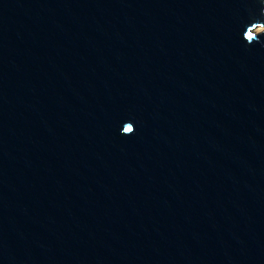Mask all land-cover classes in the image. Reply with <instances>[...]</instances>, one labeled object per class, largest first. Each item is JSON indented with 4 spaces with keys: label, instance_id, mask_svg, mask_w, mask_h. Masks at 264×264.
<instances>
[{
    "label": "water",
    "instance_id": "1",
    "mask_svg": "<svg viewBox=\"0 0 264 264\" xmlns=\"http://www.w3.org/2000/svg\"><path fill=\"white\" fill-rule=\"evenodd\" d=\"M264 0H0V264H264Z\"/></svg>",
    "mask_w": 264,
    "mask_h": 264
},
{
    "label": "bare ground",
    "instance_id": "2",
    "mask_svg": "<svg viewBox=\"0 0 264 264\" xmlns=\"http://www.w3.org/2000/svg\"><path fill=\"white\" fill-rule=\"evenodd\" d=\"M260 29H261L260 26H257V27L254 28V31L257 32V31H259Z\"/></svg>",
    "mask_w": 264,
    "mask_h": 264
},
{
    "label": "rangeland",
    "instance_id": "3",
    "mask_svg": "<svg viewBox=\"0 0 264 264\" xmlns=\"http://www.w3.org/2000/svg\"><path fill=\"white\" fill-rule=\"evenodd\" d=\"M263 27H264V26H260L261 29H263ZM261 29H260V30H261ZM260 30H259V31H260Z\"/></svg>",
    "mask_w": 264,
    "mask_h": 264
}]
</instances>
